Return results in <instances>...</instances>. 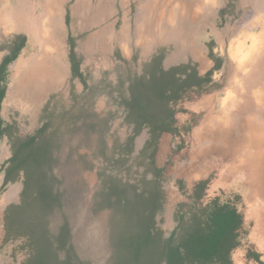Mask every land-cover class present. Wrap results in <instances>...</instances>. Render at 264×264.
I'll return each instance as SVG.
<instances>
[{
    "label": "rangeland",
    "instance_id": "rangeland-1",
    "mask_svg": "<svg viewBox=\"0 0 264 264\" xmlns=\"http://www.w3.org/2000/svg\"><path fill=\"white\" fill-rule=\"evenodd\" d=\"M26 1L29 6L40 2ZM3 2L0 0V17L9 13L2 11ZM10 3L16 8L17 0ZM57 7H62V47L56 49L59 58L54 56V61L44 59L48 57L46 45H52L58 33L49 19L45 34L39 8L32 13L25 3L21 8L19 17L24 16L28 30L11 28L0 21V63L9 54L13 37H25L24 47L7 66L5 81L1 82L6 90L0 116L7 131L0 136V264H32L28 239L16 235L15 224H11L10 232L6 221L7 210L21 201L23 189V175L16 174L11 162L17 139L35 134L49 123V131L71 144L63 156L80 145L77 153L93 158L98 133L92 131L88 136L85 128L72 130V126L97 122V114L108 119L110 142L114 138L123 140L129 132L120 94L130 78L146 71L154 56L161 57L166 69L186 66L209 79L205 85L189 87L172 103L173 131L163 132L155 145L147 143L146 130L136 137L134 154L142 149L143 154L135 159L132 176L143 172H147V178L153 175L149 155L157 147L155 164L162 172L163 203L155 215L156 227L169 236L188 226L193 211L213 199L234 205L243 223L238 229L239 244L231 252L232 264H264V240L250 239L254 220L264 219V192L252 191L254 177L236 173L237 168L239 172L245 167L252 172L253 168L246 166L251 153L245 148L249 140L244 127H239V133L234 127L235 123L243 126L248 115V120L259 124L264 137V0H63ZM256 40L261 41L259 53L254 49ZM39 60H43L41 73L33 74V78L29 69ZM15 78L13 94L10 88ZM257 89L261 95L252 96L253 101L248 103ZM243 104H251L253 111L230 112ZM85 112L92 116L86 117ZM211 112L229 131L217 144L205 138ZM257 161L262 174L255 179L262 189L264 154ZM80 172L90 200L98 186L96 170ZM200 182L203 189L197 195ZM110 214V209H104L94 216L85 215L81 207L74 212L81 227L80 251L93 255L96 264H105L107 249L101 245V238L109 231Z\"/></svg>",
    "mask_w": 264,
    "mask_h": 264
},
{
    "label": "trees",
    "instance_id": "trees-1",
    "mask_svg": "<svg viewBox=\"0 0 264 264\" xmlns=\"http://www.w3.org/2000/svg\"><path fill=\"white\" fill-rule=\"evenodd\" d=\"M24 43L25 37L15 35L9 54L0 63V107L6 90L1 82ZM208 82L193 68L166 69L161 57L154 56L146 71L130 78L125 92L120 94L129 132L123 140L114 138L110 142L108 119L97 114V122L83 121L72 126V130L85 128L88 136L92 131L98 133L93 158L77 153L80 145L71 147L63 156L71 144L49 131V123L35 134L17 139L11 162L16 174L23 175V189L21 201L7 210L6 221L10 232L11 224H15L16 235L28 239L32 264H96L93 255L80 251L81 227L74 219L79 207L83 214L91 216L104 209L111 211L109 231L101 238V245L107 249L105 264H232L231 252L239 244L238 229L243 223L236 206L213 199L193 211L188 226L164 236L155 221L163 203L162 172L155 164L157 147L149 155L153 175H131L135 173V159L143 154V149L134 154L136 137L146 130L147 143L155 145L163 132L174 130L172 103L189 87ZM85 116L91 117L92 113ZM2 124L0 116V136L7 131ZM140 163L141 160L136 164ZM82 170H96L98 176L97 190L90 200ZM122 174L137 181L124 179ZM199 184L197 195L203 189V182Z\"/></svg>",
    "mask_w": 264,
    "mask_h": 264
},
{
    "label": "crops",
    "instance_id": "crops-1",
    "mask_svg": "<svg viewBox=\"0 0 264 264\" xmlns=\"http://www.w3.org/2000/svg\"><path fill=\"white\" fill-rule=\"evenodd\" d=\"M2 1H4L2 3V6H1V9H3L2 11H4L5 13L9 11L8 16L4 15V17H0V21L3 22V24H5L11 28L16 27V29H18L20 27L19 30L21 28L28 30V26L26 24L27 21H26V19L24 20V16L19 17L21 8L24 7V3L26 4V8H27L28 13H32V10L34 8H39V10H41V12H42V26L44 25L45 29H46L45 34L47 35V31L49 29V27L47 25V23H49V19H52V21H53L52 25H54V29H55V31H58L57 32L58 33V39L53 41L52 45H49V44L46 45V54L48 53L47 47H52V48H57V49L62 47V36H61L62 26L60 27V22H61L60 18H61L62 7H60V8L57 7V4L62 3V5H63V0H40L39 4H34L33 6H32V4H30L31 6H29L28 2L26 0H17L16 8H13V5H11L10 0H2ZM22 21H24V22L22 23ZM58 27H60L61 29ZM260 43H261V41H259V40H256V43H254V49L257 48L256 50L258 53L260 52V50H262V49H260V46H259ZM54 54H50V56L57 57L58 51L56 52V50H55ZM60 78H61V76H60ZM10 91H14L13 94L16 92V78L14 79V87H13V89L11 87ZM254 95L260 96L261 90H260V92H259V89H257L256 91L254 90V93H252L251 96L248 97V101H247L248 103H251L253 101V100H251V97ZM256 103H257V101H256ZM245 105L244 104L240 105L239 109H236V108L230 109V112L235 113L236 111H239V110H242V111L248 110L247 113H250L253 111L250 108L251 104H250V106H246V107H245ZM221 106L223 107V98L221 101ZM226 106H227V103H226ZM210 116H211V121L208 124L209 129L205 133V138L208 141V143L210 142V144H217V141L221 142L220 138L224 137V135L229 134V131L224 129L225 128L224 125L220 124L221 120L219 119V117L217 115H215L214 113L211 112ZM246 117H247V119L245 120L243 126L240 125L241 123H239V125L237 123H235L234 127L236 128L235 131H238V133H239V127L240 128L244 127L242 130L244 131L246 140H249V142H247L245 148H246V150L250 151V153H251L250 157H249V155L246 156V157H249L248 158L249 166L248 165H246V166L248 168L249 167L253 168V170H252V172H249L245 167V168H241L242 171L239 172V168H237L236 173L243 174V176L249 175V176L254 177L252 184L250 181V184L252 185V191L254 193L257 190H259L260 192H262V191L264 192V185L261 189L259 179H255L256 176H260L262 174V172L260 170L261 164L257 160L260 159V154H264V137H263V135H261L262 132L259 131V129H260L259 124H256L251 120H248V115ZM231 122L232 121H230V123ZM243 131H242V133H243ZM231 133H233V132L231 131ZM238 133L236 132L237 135H238ZM250 239L253 242H255V241L260 242V240L261 241L264 240V219L260 218V219H258V221L254 220L253 226H252V229L250 232ZM257 244H259V243H257ZM257 244L255 243L256 246H257ZM256 254H258V253H256Z\"/></svg>",
    "mask_w": 264,
    "mask_h": 264
},
{
    "label": "bare ground",
    "instance_id": "bare-ground-1",
    "mask_svg": "<svg viewBox=\"0 0 264 264\" xmlns=\"http://www.w3.org/2000/svg\"><path fill=\"white\" fill-rule=\"evenodd\" d=\"M22 20V19H21ZM39 20V19H38ZM24 21H22V23H23ZM34 22V21H33ZM26 24H27V22H26ZM22 25V24H21ZM39 25V24H38ZM23 26V25H22ZM52 26V25H51ZM39 27V26H38ZM57 27V26H56ZM20 28V27H19ZM18 28V29H19ZM59 28V27H58ZM22 29V28H21ZM59 30V29H58ZM56 32H58V31H56ZM55 34V33H54ZM57 34V33H56ZM55 37H57V36H55ZM60 41V40H59ZM256 42V41H255ZM57 48H52V47H47V51H48V57L47 58H45L44 60H52V61H54V56H50V54H54L55 53V50H56ZM59 49V48H58ZM57 49V50H58ZM242 49V48H241ZM57 52V51H56ZM55 55V54H54ZM57 58H59V56H57L55 59L57 60ZM43 60H39V62H37L35 65H34V68L33 69H29V73L32 75V77L33 78H35L34 76H33V74H37L38 72H40L41 71V68L39 67L40 66V64H41V62H42ZM56 63H57V61H56ZM59 63V62H58ZM48 65V64H47ZM49 66V68H50V65H48ZM19 67V66H18ZM46 68V67H45ZM48 68V67H47ZM49 68H48V70H49ZM47 70V71H48ZM41 73V72H40ZM51 75V74H50ZM22 76V75H21ZM59 76V75H58ZM46 77V76H45ZM50 78V77H49ZM57 78V77H56ZM42 79V78H41ZM55 81V80H54ZM53 82V81H52Z\"/></svg>",
    "mask_w": 264,
    "mask_h": 264
}]
</instances>
